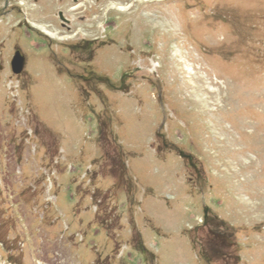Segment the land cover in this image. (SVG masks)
<instances>
[{
    "label": "rangeland",
    "instance_id": "1",
    "mask_svg": "<svg viewBox=\"0 0 264 264\" xmlns=\"http://www.w3.org/2000/svg\"><path fill=\"white\" fill-rule=\"evenodd\" d=\"M14 5L0 16V264H264V0ZM66 36L95 45L70 54ZM73 64L114 89L92 93L64 75Z\"/></svg>",
    "mask_w": 264,
    "mask_h": 264
},
{
    "label": "flooded vegetation",
    "instance_id": "2",
    "mask_svg": "<svg viewBox=\"0 0 264 264\" xmlns=\"http://www.w3.org/2000/svg\"><path fill=\"white\" fill-rule=\"evenodd\" d=\"M38 1H41V0H33V3L36 4ZM61 1H65V0H61ZM73 1H74V3H79L82 0H73ZM19 2H20V0H0V16H4L5 14H11L12 15V13H15V12L19 13L18 6L14 5V4H19ZM94 7H95V1H94ZM57 16H58V19H60V21L62 18L61 27L69 30L70 29L69 24H71L70 23L71 20L65 18L63 16L62 12H59ZM60 16H61V18H60ZM79 21H82V20L80 19ZM22 25L24 27H26V29L29 32H33L32 29L29 26H27L25 19L23 20ZM35 36L41 40L46 39V37L44 35L36 34ZM71 37L72 36H66V38H65L66 42L64 43V47H65L66 51L68 53L70 52V54H73V53H71L72 51H76V52L83 51V52L89 53L92 50V46L95 45V37H93L91 39L81 38V39H78V40L72 41V42L69 41V40H71ZM78 59H80V58H78ZM76 60H77V58H76ZM70 64H72V63H70ZM73 65H75V64H73ZM75 66L70 67V69H68L67 67H63V68H65V71H66L64 75H67L70 79H73V80L76 79V80H79L81 82L83 81L85 83L93 85L94 87L91 88L92 92H95V84H94L95 80H98V81H101L102 83L108 84L107 80L95 77V71L92 70V68L89 64H87V66H85V67H79V66L75 67ZM179 153L180 152H178V154ZM180 155H182V158H183L184 155L182 153H180ZM186 159H188V158H186ZM188 160L190 161V159H188ZM190 165H192L191 162H190ZM206 218H207V216L205 217V220H206Z\"/></svg>",
    "mask_w": 264,
    "mask_h": 264
},
{
    "label": "water",
    "instance_id": "3",
    "mask_svg": "<svg viewBox=\"0 0 264 264\" xmlns=\"http://www.w3.org/2000/svg\"><path fill=\"white\" fill-rule=\"evenodd\" d=\"M24 66V57L17 51L11 60V71L13 74H20Z\"/></svg>",
    "mask_w": 264,
    "mask_h": 264
}]
</instances>
